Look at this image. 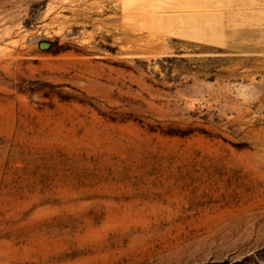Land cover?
I'll list each match as a JSON object with an SVG mask.
<instances>
[{
  "label": "rangeland",
  "instance_id": "rangeland-1",
  "mask_svg": "<svg viewBox=\"0 0 264 264\" xmlns=\"http://www.w3.org/2000/svg\"><path fill=\"white\" fill-rule=\"evenodd\" d=\"M0 264H264V0H0Z\"/></svg>",
  "mask_w": 264,
  "mask_h": 264
}]
</instances>
